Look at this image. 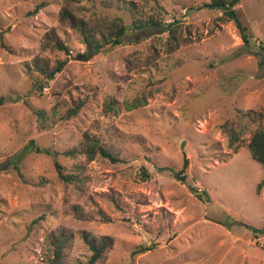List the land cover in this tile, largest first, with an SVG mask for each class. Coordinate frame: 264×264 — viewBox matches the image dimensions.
Wrapping results in <instances>:
<instances>
[{"label": "rangeland", "instance_id": "1", "mask_svg": "<svg viewBox=\"0 0 264 264\" xmlns=\"http://www.w3.org/2000/svg\"><path fill=\"white\" fill-rule=\"evenodd\" d=\"M209 1L0 0V97L20 99L0 105V264H48L60 232L70 237L64 264H88L84 232L114 240L97 264H264V233L253 231L264 230V170L248 147L264 127V0L238 5L250 46ZM63 8L103 30L115 16L160 22L95 54L61 24ZM176 20L180 39L170 50L166 27ZM54 27L69 55L42 50ZM42 51L66 62L40 89L29 64ZM80 98L86 105L67 119ZM247 110L255 121L239 115ZM233 131L240 138L230 146ZM85 133L120 161L67 155ZM31 139L58 152L78 180H61L53 156L26 153ZM184 154L185 182L171 170Z\"/></svg>", "mask_w": 264, "mask_h": 264}, {"label": "trees", "instance_id": "2", "mask_svg": "<svg viewBox=\"0 0 264 264\" xmlns=\"http://www.w3.org/2000/svg\"><path fill=\"white\" fill-rule=\"evenodd\" d=\"M240 2L241 0H210L209 2L204 3V6L210 9L223 10L224 14L228 17V19L233 20L235 22L237 28L241 32V36L244 42L250 46L252 45V34L248 32V27L243 24L239 16L238 5L240 4ZM60 22L65 29L70 27L78 31L81 41L86 46L87 51H94L95 54H99L105 53L111 47H117L122 45L125 42L124 37L128 34L130 30H137L145 25L159 24L160 21H156L154 19L146 21L139 20L132 24H127L121 16H115L111 19H106L104 21L105 30H103L102 27H100L99 25H91L86 19L78 16L70 9L63 8L60 14ZM176 22L179 21L176 20L175 22H169L167 23L166 27V30L169 31L167 45L170 50H173L174 47H176L180 39L178 31L179 25ZM1 39H4L3 33H1ZM41 48L43 51H62L66 55H69L71 53V49L67 44L66 40L62 37V35L58 32L55 27L46 31V33L42 37ZM261 49H263L264 52V46H261ZM43 51L40 54L36 55L30 61L29 64V69L34 70L38 73L39 79L34 83V85L37 84L36 86H39L40 89H42L52 79L56 77V74L63 69V66L66 62V60L61 59H55L53 61L52 58L49 55L45 54ZM261 64L264 65V53L261 59ZM18 100H20L19 97L14 98L11 96L4 95L0 97V105L6 104L8 102H16ZM143 100H145V98H143ZM86 103V98H80L73 101V105L68 108L65 117L68 119L77 116L82 107L86 105ZM107 106L112 110L116 109L114 100L110 101ZM45 114L46 113L44 111L38 112V115L43 120V123L46 122L44 120L48 118ZM239 115H243L245 119L249 118L252 121L256 120L255 112H252L251 110L240 111ZM260 116H262L261 120H264V114L262 113L260 114ZM239 138V133L236 134L234 131L231 132L229 136V145L233 146ZM248 147L252 151L255 160L262 165L264 170V127H260L252 133L251 139L248 143ZM25 152H39L53 156L56 170L61 180L65 182H73L78 180L77 175L66 172L65 167L57 159L58 152L54 151L51 147L41 146L35 139H31L29 143L25 146ZM65 152L67 155L71 156L76 155L77 153L85 154L88 160H93L98 155H100L102 157L108 158L112 162L120 161V159L114 154L110 147L102 143L99 138L92 136L89 133H85L83 135V141L80 147H74ZM11 164L12 167L16 169L18 173L24 178V175L21 172V165L18 164V162H14ZM188 165L189 159L186 154H184L182 168L177 170L171 168V170L175 171L177 178L185 182L187 178ZM143 172L144 174H146V170L144 168ZM263 186L264 177L258 185V190L262 189ZM204 194H206L205 190L203 192V195ZM199 196L202 197V195ZM253 231L258 233H264V230L262 228L254 227ZM83 238L89 246V249L92 251L88 264H97L105 256V253L113 245L114 241L113 238L109 235L103 236L101 238H96L90 236V234L87 232L83 233ZM69 240L70 237L63 232L53 235V256L50 258L48 264H64V250ZM149 249H151V247L144 246L140 250L144 252Z\"/></svg>", "mask_w": 264, "mask_h": 264}, {"label": "water", "instance_id": "3", "mask_svg": "<svg viewBox=\"0 0 264 264\" xmlns=\"http://www.w3.org/2000/svg\"><path fill=\"white\" fill-rule=\"evenodd\" d=\"M204 191H197L196 193L198 194H203Z\"/></svg>", "mask_w": 264, "mask_h": 264}]
</instances>
